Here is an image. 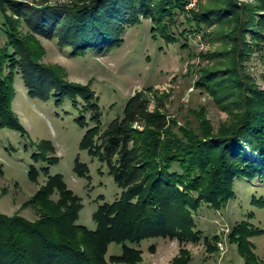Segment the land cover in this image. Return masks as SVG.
Returning <instances> with one entry per match:
<instances>
[{
    "label": "trees",
    "instance_id": "1",
    "mask_svg": "<svg viewBox=\"0 0 264 264\" xmlns=\"http://www.w3.org/2000/svg\"><path fill=\"white\" fill-rule=\"evenodd\" d=\"M189 3L73 0L53 6L50 0H0L5 35L0 44V129L26 133L13 109L19 75L29 95L68 99L82 113L90 112L95 127L89 128L83 115L77 119L86 129L81 149L106 164L122 189L116 201L99 206L94 214L97 229L90 230L79 223L82 199L63 175L49 176L25 204L36 211V219L0 213V264H143L141 243L152 239L178 241L180 252L170 264L193 262L189 244L204 243L209 255L221 252L222 237L206 236L199 229L200 209L218 212L228 207L239 181L264 183V85L259 81L264 74L256 75L249 67L254 61L264 64V0H199L198 9L191 10ZM144 19L152 23L155 39L177 43L201 35L217 46L200 54L206 64L198 65L195 85L225 109L228 122L216 128L202 108L192 111L195 121L180 124L165 111L163 96L152 100L140 92L123 118L104 129L90 86L68 81L61 65L44 61L42 39H56L72 57L85 56L121 42L126 30ZM42 146L46 152L54 150L49 142ZM246 147L259 160L250 159ZM34 158L58 161L45 152ZM42 171L48 167L31 166L30 179L38 182ZM75 171L91 180L89 166L79 158ZM263 234V228L242 221L227 238L245 264H258L252 240ZM112 244L122 245L123 251L108 258ZM149 251H157L156 243Z\"/></svg>",
    "mask_w": 264,
    "mask_h": 264
},
{
    "label": "rangeland",
    "instance_id": "2",
    "mask_svg": "<svg viewBox=\"0 0 264 264\" xmlns=\"http://www.w3.org/2000/svg\"><path fill=\"white\" fill-rule=\"evenodd\" d=\"M28 1L38 3L45 0ZM72 1L50 0V3L57 6ZM198 4L199 0H190L188 9H198ZM2 22L0 16V27ZM182 30L180 28L179 32ZM187 38V41L177 43H168L161 37L155 39L152 23L144 19L128 28L121 42L103 51H91L85 56L72 57L71 50L61 48L56 39H42V42L47 50L44 59L46 63L61 65L68 81L90 86L98 99L104 129L114 120L123 118L131 98L140 92L152 100L163 96L166 99L165 111L172 118H177L180 124L195 121L192 111L204 108L209 120L219 128L222 123L229 121V114L211 95L195 85L199 75L198 65L206 64L200 61V54L214 52L217 46L202 40L201 35ZM4 41L5 35L0 29V44L3 45ZM184 43L187 45L183 46ZM249 67L256 75L264 74V64L260 61H254ZM259 81L264 85V79L259 78ZM15 88L13 109L26 133L0 129V162L4 166V172L0 174V213L36 219V211L32 207H25V204L46 183L49 176L61 174L69 188L83 201L79 223L90 230H96L95 212L100 205L116 201L122 189L109 173L106 164L93 159L87 151L81 149L86 129L80 126L77 119L83 115L89 128L95 127L90 112L82 113L68 99L59 102L54 97L43 99L29 95L19 75L16 77ZM150 90L153 92L150 93ZM82 102L86 104L84 100ZM80 106H83L81 102ZM151 108H154V103ZM44 142L51 143L54 150L46 152L42 146ZM246 150L250 159L259 160L258 155L249 147ZM43 152L49 158H58V161L34 158L35 154ZM78 158L89 166L91 180L76 173ZM33 165L39 169L48 167V171L41 172L38 182H33L29 176ZM235 191L237 196L228 207L216 212L204 206L196 217L199 229L206 236L212 237L218 233L222 237L224 251L219 245L221 252L209 255L204 243L189 244L187 247L195 257L191 264H245L236 245L230 243L227 237L230 230L242 221L264 229V202L258 206L253 204L256 199L264 201V183L259 179L242 180L236 183ZM167 241L152 239L142 242L140 248L144 250V260H151L152 264H167L181 247L178 241ZM252 241L256 245L258 264H264V234ZM155 243L157 251L151 253L149 248ZM122 251V245L112 244L108 258L121 255Z\"/></svg>",
    "mask_w": 264,
    "mask_h": 264
},
{
    "label": "crops",
    "instance_id": "3",
    "mask_svg": "<svg viewBox=\"0 0 264 264\" xmlns=\"http://www.w3.org/2000/svg\"><path fill=\"white\" fill-rule=\"evenodd\" d=\"M167 241V240H166ZM167 242H173V241H167ZM175 242V241H174ZM166 243V242H165ZM156 245H157V243H156ZM179 247H180V245H179ZM189 248V247H188ZM159 249V248H158ZM180 249H181V247H180ZM190 249V248H189ZM191 250V249H190ZM192 251V250H191ZM180 252V251H179ZM179 252L174 256V258L176 257V256H178V254H179ZM193 253V252H192ZM193 256H194V254H193ZM174 258H171L170 260H168L166 263L167 264H170L171 262H172V260L174 259ZM194 260H195V257H194ZM194 260H193V262H194ZM159 262V261H158ZM143 264H152V261L150 260H144V262H143Z\"/></svg>",
    "mask_w": 264,
    "mask_h": 264
},
{
    "label": "built area",
    "instance_id": "4",
    "mask_svg": "<svg viewBox=\"0 0 264 264\" xmlns=\"http://www.w3.org/2000/svg\"><path fill=\"white\" fill-rule=\"evenodd\" d=\"M220 245H221V249L224 251V247H223L222 243Z\"/></svg>",
    "mask_w": 264,
    "mask_h": 264
}]
</instances>
